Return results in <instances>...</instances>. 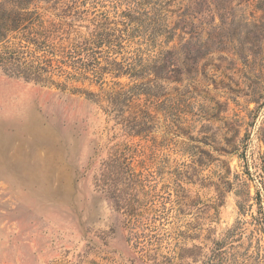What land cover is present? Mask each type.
I'll return each instance as SVG.
<instances>
[{
	"label": "rangeland",
	"instance_id": "obj_1",
	"mask_svg": "<svg viewBox=\"0 0 264 264\" xmlns=\"http://www.w3.org/2000/svg\"><path fill=\"white\" fill-rule=\"evenodd\" d=\"M229 4L220 42L134 79L121 61L148 46L124 29L181 23L179 5L31 0L47 47L27 60L53 62L36 79L0 67V264H206L224 239L222 264H264V0ZM125 146L142 181L105 186Z\"/></svg>",
	"mask_w": 264,
	"mask_h": 264
},
{
	"label": "trees",
	"instance_id": "obj_2",
	"mask_svg": "<svg viewBox=\"0 0 264 264\" xmlns=\"http://www.w3.org/2000/svg\"><path fill=\"white\" fill-rule=\"evenodd\" d=\"M134 3L138 5L139 1H134ZM171 3L180 6L177 17L181 23L177 21H172V25H170V22L162 23V21H158V17L155 18L157 20L153 19L155 17V13H153L152 17L151 14L147 15L143 21L144 23L148 21L151 24L148 35H145L144 27H140L139 25H135V27L130 26V29H124V34H128L129 37L135 36L132 35V32H135L136 37L145 39V44L148 48L139 47L135 51H132L130 57L121 61L122 68H124L123 74L134 79L148 77V75L158 72L157 67L161 69L163 63L179 60L183 52L180 47L183 44L197 43L200 46L208 45L213 43L214 39L220 42L217 32L220 25L215 23V14L219 16V22H222V11L227 12L230 9L229 0H163V4L165 5H171ZM30 4L31 0H0V67L11 74L22 76L25 79H36L40 77L42 72L48 71L53 60L45 58V54L40 55L42 58L35 65L27 60L32 52L30 44L40 51L45 50L43 48L47 47L44 35L38 31L39 29L35 30L34 28L35 25H41L40 15L34 8L29 6ZM203 5L206 6L204 11L201 10ZM188 10H192L193 13L187 12ZM197 12L202 14L204 12V14L210 15V20H205L203 17H195L194 13ZM199 15L202 16L201 14ZM191 16L196 20V23L190 18ZM108 35L110 34L106 32L104 34L97 33L95 40L92 39L90 43H110L105 38ZM182 35L187 36V38ZM175 36L178 37V42L171 43ZM156 46L159 48L157 51H154L152 48ZM71 52L76 53L75 51H70L67 55L79 60L80 57L78 58V55H73ZM40 56L37 58L40 59ZM170 65L168 70L170 73L179 72V68H175L173 63ZM57 67L59 68V66ZM145 124L143 125L145 126ZM126 148L128 147L125 146L122 151H116V154L113 153L110 159L104 161V171L100 174L103 179L100 178L99 180L105 186L104 178L107 175V171H110V174L116 176V178L119 175L125 174L124 179L130 181L132 184L140 180L141 173L133 172L128 163L129 157H125L124 151ZM109 166H115L116 169H109ZM105 168L108 170L105 171ZM109 179L112 180V178ZM112 197L114 198L115 205L120 206L122 196L116 194L112 195ZM128 204L131 207L130 213L134 207L131 203ZM225 241L226 239L213 243L206 264L223 263Z\"/></svg>",
	"mask_w": 264,
	"mask_h": 264
}]
</instances>
